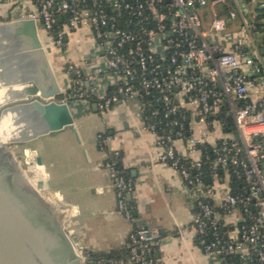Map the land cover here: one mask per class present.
<instances>
[{
	"label": "built area",
	"instance_id": "obj_1",
	"mask_svg": "<svg viewBox=\"0 0 264 264\" xmlns=\"http://www.w3.org/2000/svg\"><path fill=\"white\" fill-rule=\"evenodd\" d=\"M25 2L36 10L21 19L40 23L57 48L66 46L71 32H91L114 80L112 92L95 97L84 88L83 70L69 64L74 79L61 100L94 101L103 112L138 100L144 129L157 137L159 162L176 170L189 188L203 190L192 215L199 247L221 264H264V56L253 43V0ZM217 7L227 14L220 15ZM239 15L248 36L227 34L228 21L233 24ZM228 119L232 127L211 145L213 159L206 157L209 184L201 147L211 130L228 127ZM197 124L201 137L192 135ZM184 126L191 127L187 138ZM97 144L116 190V213L133 228L126 256L95 264H156L163 236L134 216L128 198L135 184L117 167L121 153L111 151L102 134ZM230 169L244 186L236 192L230 188L217 203L220 182L230 178L223 172Z\"/></svg>",
	"mask_w": 264,
	"mask_h": 264
},
{
	"label": "crops",
	"instance_id": "obj_2",
	"mask_svg": "<svg viewBox=\"0 0 264 264\" xmlns=\"http://www.w3.org/2000/svg\"><path fill=\"white\" fill-rule=\"evenodd\" d=\"M254 7L255 0L250 7L253 18ZM35 10L36 6L25 0H0V27L10 31L12 24L31 22L21 18ZM35 25L43 45L52 48L47 56L63 94L74 79L66 70L69 64L83 70L84 88L95 97L109 93L114 80L91 32H71L66 46L57 48L41 24ZM253 43L261 51L260 36L254 33ZM28 88L31 87L1 88L0 106L6 100L21 97ZM68 105L76 134L65 130L55 137L44 135L31 140L32 145L20 147L32 151L30 161L41 158L42 165L37 164V171H40L41 183L51 199L61 207L70 206L67 212L73 239L78 240L82 253H86L87 258L96 255L104 260H113L125 253L133 228L116 213V190L103 167L105 154L97 144V137L102 134L108 139L109 149L121 153V167L135 184L130 201L134 216L163 236L155 253L156 264H221L218 256L206 254L199 247L198 236L192 227V215L203 190L200 187L189 188L176 170L159 162L157 137L144 129L139 101L120 102L104 112L92 101H69ZM29 120L31 116L25 108L7 110L0 120L1 144L8 141L14 126L20 128ZM53 125L43 122L32 133ZM201 130L202 126L198 124L192 126V135L201 137ZM225 133L222 127L214 128L206 138L207 144H215ZM176 145L179 150L183 149V142L178 141ZM207 182L211 183L208 178ZM229 189L230 180L225 178L218 186L215 202L218 203Z\"/></svg>",
	"mask_w": 264,
	"mask_h": 264
},
{
	"label": "water",
	"instance_id": "obj_3",
	"mask_svg": "<svg viewBox=\"0 0 264 264\" xmlns=\"http://www.w3.org/2000/svg\"><path fill=\"white\" fill-rule=\"evenodd\" d=\"M231 22L228 21V24ZM20 24L17 22L10 27L12 29ZM26 24L34 28L35 41L39 48L45 51L40 70L49 82L43 86L31 84V88H28L21 100L0 106V119L2 113L10 108L31 104L46 107L55 104L68 116L69 121L58 129L45 132L44 135L55 137L65 130H71L76 134L70 106L59 99L65 94L48 60L47 55L51 54L52 48L43 45L34 22ZM3 31L8 32L9 29ZM261 53L264 56V49H261ZM14 55L21 56L22 53ZM9 57H3L0 62H5ZM231 127V119H228V128ZM25 139L26 137L22 136L17 141L0 144V264H84L83 257L87 256L86 253L81 255L78 240L72 241L68 234L70 232L73 238V229L67 212L70 206H59L47 194L41 182L37 186L30 182L33 172L28 170L27 164L32 165V162L21 160L14 147L31 141ZM9 154L17 157L18 165ZM36 162L42 165L40 157L36 158ZM10 179L13 181V187L9 184ZM128 200L131 201V195Z\"/></svg>",
	"mask_w": 264,
	"mask_h": 264
},
{
	"label": "bare ground",
	"instance_id": "obj_4",
	"mask_svg": "<svg viewBox=\"0 0 264 264\" xmlns=\"http://www.w3.org/2000/svg\"><path fill=\"white\" fill-rule=\"evenodd\" d=\"M3 30L4 28L0 27V57H10L5 60V62H0V89L10 86L31 87V84L35 83L40 86L48 85L49 81L43 76L40 70L43 66L41 59L45 55V51L41 50L35 41L36 32L34 28L27 24H20L13 27L8 32H4ZM18 52H21L22 55L15 56L14 54ZM27 90L23 92L21 97L6 100L1 105L21 100L25 96ZM20 108H25V111L31 116V120L23 124L20 128L14 126L5 144L17 141L19 135L25 136V140L39 138L43 136L45 132L58 129L66 125L69 121L68 116L55 104L46 107L31 104ZM6 111L7 110L2 113L1 119ZM43 122L54 123V125L32 133L33 130L41 127ZM9 156L15 164H17L13 154H9ZM30 182L33 184L32 180H30ZM33 186H35V184H33ZM68 234H70V232H68Z\"/></svg>",
	"mask_w": 264,
	"mask_h": 264
},
{
	"label": "trees",
	"instance_id": "obj_5",
	"mask_svg": "<svg viewBox=\"0 0 264 264\" xmlns=\"http://www.w3.org/2000/svg\"><path fill=\"white\" fill-rule=\"evenodd\" d=\"M256 2V7H254V18H253V22H252V26H253V33L257 34L260 36V45L261 48L264 49V0H255ZM113 89L111 88L109 92H112ZM61 100V98H59ZM94 102V101H93ZM148 113V112H146ZM221 118V117H220ZM171 120V119H169ZM166 123L168 121H165ZM186 125H188V122H186ZM162 127H169V126H162ZM175 129H173L174 131ZM191 127L190 126H184V131H183V136L184 138H187L189 136V134H191ZM225 132H229V128L225 127L224 128ZM202 151H203V170H202V174L204 177V180L206 183L207 182V177L209 174V170H210V164H211V160L213 159L212 156V147L208 144L204 145L201 147ZM210 156L211 160H206V157ZM188 164V163H187ZM117 167L120 168L121 170V163H117ZM228 173V174H227ZM224 175H228L230 176L229 180H230V188L233 192H236V189L239 187L244 186L243 182L240 180H237L233 175H232V170L230 169L228 172L224 171L223 172V176ZM127 251L125 250V253L113 260H119L121 258H123L124 256H126ZM100 258L99 256L96 255H89L88 256V260H87V264H95L97 261H99ZM111 261V260H108Z\"/></svg>",
	"mask_w": 264,
	"mask_h": 264
},
{
	"label": "rangeland",
	"instance_id": "obj_6",
	"mask_svg": "<svg viewBox=\"0 0 264 264\" xmlns=\"http://www.w3.org/2000/svg\"><path fill=\"white\" fill-rule=\"evenodd\" d=\"M216 10H217V12L220 15H224L222 13V9L220 7H217ZM227 34H229V35L236 34V35H239V36L241 35V36H244V37L248 36L247 31H244L243 20H242V17L240 15L234 21L233 24L228 25ZM1 57H0V59L3 58V57L2 58ZM22 136L23 135H19L18 139L21 138ZM0 143H2L1 140H0ZM25 144H26V146H30V145L33 144V142H31V143L27 142ZM14 147L16 149V152L19 154L21 160H26L27 162H32V165L27 164V167H28V170H31L33 172L32 182L35 184V186H37L38 183L42 182V176H41L40 171H37L38 165H37L36 159L33 158V160L30 161L32 151L31 150H29V151L28 150H23V149H21L20 146L19 147L18 146H14ZM13 156H14V159L16 160V162H17V157L15 155H13ZM17 164H19V163H17ZM69 237L73 241V238H72V236H70V234H69Z\"/></svg>",
	"mask_w": 264,
	"mask_h": 264
},
{
	"label": "flooded vegetation",
	"instance_id": "obj_7",
	"mask_svg": "<svg viewBox=\"0 0 264 264\" xmlns=\"http://www.w3.org/2000/svg\"><path fill=\"white\" fill-rule=\"evenodd\" d=\"M9 184H10L11 187H13V181H12V179L9 180Z\"/></svg>",
	"mask_w": 264,
	"mask_h": 264
}]
</instances>
